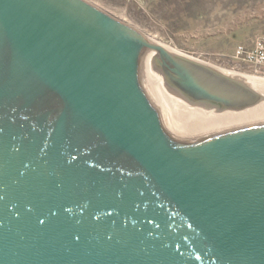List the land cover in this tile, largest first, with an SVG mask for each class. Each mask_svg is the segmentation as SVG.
<instances>
[{
  "label": "water",
  "instance_id": "95a60500",
  "mask_svg": "<svg viewBox=\"0 0 264 264\" xmlns=\"http://www.w3.org/2000/svg\"><path fill=\"white\" fill-rule=\"evenodd\" d=\"M263 79L160 46L88 0H0V264H264V123L181 137Z\"/></svg>",
  "mask_w": 264,
  "mask_h": 264
},
{
  "label": "rangeland",
  "instance_id": "374dc122",
  "mask_svg": "<svg viewBox=\"0 0 264 264\" xmlns=\"http://www.w3.org/2000/svg\"><path fill=\"white\" fill-rule=\"evenodd\" d=\"M149 36L221 68L257 74L235 57L264 37V0H88Z\"/></svg>",
  "mask_w": 264,
  "mask_h": 264
},
{
  "label": "bare ground",
  "instance_id": "6f19581e",
  "mask_svg": "<svg viewBox=\"0 0 264 264\" xmlns=\"http://www.w3.org/2000/svg\"><path fill=\"white\" fill-rule=\"evenodd\" d=\"M147 36L153 42L160 46H163L172 51L183 52L168 43H165L152 36ZM150 61L151 57L150 55H148L144 63L146 76L152 83L164 107L166 108L169 114L172 130L177 135L181 137L202 136L264 123V103L244 111H226L214 116H206L200 108L184 110L182 102L173 95L169 94L163 87L161 79L151 72ZM221 69L225 72L237 73L248 77L264 80V77L258 75L236 72L225 68ZM261 91L264 92V89H262Z\"/></svg>",
  "mask_w": 264,
  "mask_h": 264
},
{
  "label": "built area",
  "instance_id": "2783aa9c",
  "mask_svg": "<svg viewBox=\"0 0 264 264\" xmlns=\"http://www.w3.org/2000/svg\"><path fill=\"white\" fill-rule=\"evenodd\" d=\"M234 57L253 67L257 74L264 73V37L258 38L251 46L238 45Z\"/></svg>",
  "mask_w": 264,
  "mask_h": 264
}]
</instances>
